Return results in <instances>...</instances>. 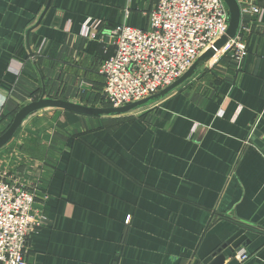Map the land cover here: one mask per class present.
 Segmentation results:
<instances>
[{
    "label": "crops",
    "instance_id": "crops-1",
    "mask_svg": "<svg viewBox=\"0 0 264 264\" xmlns=\"http://www.w3.org/2000/svg\"><path fill=\"white\" fill-rule=\"evenodd\" d=\"M154 5L0 0V135L41 95L100 107L112 31L147 29ZM246 50L239 66L209 61L122 122L51 108L28 117L0 149V173L34 190L47 218L30 233L29 263L207 264L243 228L248 259L224 251V264H264V12Z\"/></svg>",
    "mask_w": 264,
    "mask_h": 264
},
{
    "label": "built area",
    "instance_id": "built-area-1",
    "mask_svg": "<svg viewBox=\"0 0 264 264\" xmlns=\"http://www.w3.org/2000/svg\"><path fill=\"white\" fill-rule=\"evenodd\" d=\"M236 2L240 12L236 34L215 51L211 62L228 56L239 66L247 52L249 24L264 12L259 0ZM147 17L145 30L121 24L111 33L114 54L99 67L105 81L101 96L110 107L143 100L173 84L226 34L229 24L224 0H155ZM88 23L87 28L96 29L95 22ZM34 202V190L0 173V264H31L26 259L30 233L47 222L34 212ZM248 257L244 249L233 254L238 262Z\"/></svg>",
    "mask_w": 264,
    "mask_h": 264
},
{
    "label": "water",
    "instance_id": "water-1",
    "mask_svg": "<svg viewBox=\"0 0 264 264\" xmlns=\"http://www.w3.org/2000/svg\"><path fill=\"white\" fill-rule=\"evenodd\" d=\"M224 2L229 11V24L226 34L216 41L201 56H199L189 70L167 88L161 90L153 96L118 108L86 106L69 101L47 99L44 98V95H41L39 99L24 105L15 113L9 126L0 135V149L5 147L13 139L22 123L28 117L45 108L57 109L63 112H70L78 116L92 118H118L161 101L174 90L180 88L184 83L189 81L206 63L213 58L215 51L220 50L229 39H232L235 36L240 21L239 7L236 0H224ZM247 243L248 241L245 235V230L243 228L237 229L224 242V244L216 249V251L211 255V260L207 264H224L226 261L224 251H227L229 254H233L240 250L242 246H246Z\"/></svg>",
    "mask_w": 264,
    "mask_h": 264
},
{
    "label": "trees",
    "instance_id": "trees-1",
    "mask_svg": "<svg viewBox=\"0 0 264 264\" xmlns=\"http://www.w3.org/2000/svg\"><path fill=\"white\" fill-rule=\"evenodd\" d=\"M185 84V83H184ZM101 95V94H100ZM99 102H100V104H99V106L100 107H110L105 101H104V99H103V97L102 96H100L99 97ZM93 107H95V106H93ZM64 113H66V115H69V116H74V117H77L78 115H75V114H73V113H70V112H64ZM15 115V114H14ZM14 115L12 116V117H14ZM11 117V118H12ZM98 118H100V119H103L104 121L103 122H107L108 120L111 122H122L123 120H125V118H123V116H121V117H118V118H107V117H98ZM13 119V118H12ZM72 119V118H71ZM12 121V120H11ZM11 121H10V123H11ZM9 126V125H8Z\"/></svg>",
    "mask_w": 264,
    "mask_h": 264
},
{
    "label": "rangeland",
    "instance_id": "rangeland-1",
    "mask_svg": "<svg viewBox=\"0 0 264 264\" xmlns=\"http://www.w3.org/2000/svg\"><path fill=\"white\" fill-rule=\"evenodd\" d=\"M96 107V106H95Z\"/></svg>",
    "mask_w": 264,
    "mask_h": 264
}]
</instances>
